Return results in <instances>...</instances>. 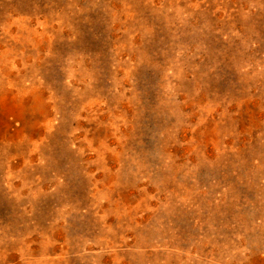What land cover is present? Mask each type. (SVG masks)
Instances as JSON below:
<instances>
[{
  "label": "rangeland",
  "instance_id": "1",
  "mask_svg": "<svg viewBox=\"0 0 264 264\" xmlns=\"http://www.w3.org/2000/svg\"><path fill=\"white\" fill-rule=\"evenodd\" d=\"M0 264H264V0H0Z\"/></svg>",
  "mask_w": 264,
  "mask_h": 264
}]
</instances>
